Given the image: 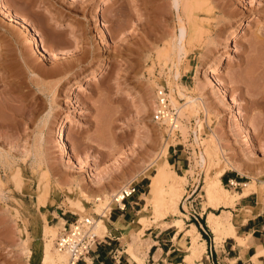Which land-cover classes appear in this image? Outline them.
Segmentation results:
<instances>
[{
  "label": "rangeland",
  "instance_id": "1",
  "mask_svg": "<svg viewBox=\"0 0 264 264\" xmlns=\"http://www.w3.org/2000/svg\"><path fill=\"white\" fill-rule=\"evenodd\" d=\"M0 1L13 5L19 20L31 25H17L14 15L2 5L0 102L5 96L0 103V152L10 161L6 167L0 163V264H43L52 251L43 237L45 221L55 235L64 223L58 226L57 215L66 218V224L88 215L97 222L102 211L109 214L111 195L131 183L138 191L127 200L137 204L125 212L132 222L120 227L123 238L118 250L127 248L129 234L138 228L139 210L147 204L154 161L170 143L162 129L150 121L155 86L166 87L170 100L181 103L180 130L189 137L183 150L173 155L167 148L166 155L172 171L184 178L178 208L186 218L170 213L157 218L148 206L141 212L147 226L144 232L173 228L180 220L183 234L187 225L193 224L200 233L198 241L212 250L213 236L205 224L206 213L212 210L204 190L227 163L232 168L225 169V179L234 178L240 185L254 182L257 188L249 195L252 207L242 209L245 203L237 202L229 210L236 234L243 230L238 225L247 219L250 229L264 227V0H178L183 1L179 14L172 0ZM180 17L186 46L170 63L173 68L169 63L162 66L160 51L180 39ZM237 24L241 28L234 34ZM32 33L37 44L28 40ZM40 47L49 55L39 54ZM214 75L224 83L216 84ZM198 83L202 90L195 88ZM45 87L53 88L54 101L44 124L51 98L42 92ZM197 98L202 99L207 113L200 103L187 110V103ZM62 130L65 150L58 138ZM99 130L104 132L102 145L96 139ZM213 135L222 153L215 147L214 158L203 162L200 156L216 145ZM196 139L202 151L194 160L204 164L203 175L191 174V163L188 167L185 158L186 151L194 155L193 148L199 146ZM33 155L36 168H30ZM223 186L241 192V186ZM75 203L83 210L75 212ZM214 213L220 215L221 211ZM116 214L118 211L113 212ZM96 234L101 238L107 232ZM145 237L132 244L134 251L144 256V263L145 244H153ZM187 246V240L181 243L183 264L189 254ZM200 259L192 263L200 264ZM244 264L251 263L246 260Z\"/></svg>",
  "mask_w": 264,
  "mask_h": 264
},
{
  "label": "bare ground",
  "instance_id": "2",
  "mask_svg": "<svg viewBox=\"0 0 264 264\" xmlns=\"http://www.w3.org/2000/svg\"><path fill=\"white\" fill-rule=\"evenodd\" d=\"M173 1V4L175 5L176 7V11L177 13L179 14L178 11L179 10V7L181 6V3L183 2H179L178 0H172ZM185 2V1H184ZM7 3V2H6ZM3 4L1 1H0V10H2V5L3 6H7L6 10H9V13L12 14V16L14 15V20H15V23L18 25L20 24L21 26H25V27H31V25H28V23L26 21H22L19 20L20 17L16 16L17 15V12L15 11V9H12V6H10L9 4ZM185 5V4H183ZM186 6V5H185ZM183 11V9H182ZM184 17V16H183ZM177 18H178V15H177ZM186 20V19H185ZM183 20L181 19V17L178 19V30H179V37L180 39L177 37V41L178 43H174L172 40V44L170 42V45L167 44V47L163 50V51H160V54H159V58L160 60L162 61V66H166L167 63H170L172 64V60L173 58L176 56V53L179 55L180 54H183V51H184V47L186 46L182 40L183 37L186 36V30H185V27H184V24L182 22ZM14 22V21H13ZM20 26V27H21ZM246 27V26H245ZM22 28V27H21ZM241 28V25L240 24H237L235 27H234V34L236 33V31H239V29ZM32 29V28H31ZM28 35V34H27ZM234 36V35H233ZM28 38V37H27ZM185 39V38H184ZM29 42H32L33 44H37V38L35 36H33V33L29 35ZM174 40V39H173ZM27 43V42H26ZM226 44V43H225ZM30 45V44H29ZM185 45V46H184ZM35 46V45H33ZM39 48V47H38ZM43 47H40L39 49V54L41 53V55H43L45 57V55H49L47 54V50L46 49H41ZM45 48V47H44ZM35 49H36V46H35ZM186 49V48H185ZM227 49V48H226ZM186 52V51H185ZM60 55V54H59ZM43 57V58H44ZM23 58V57H22ZM176 60V59H174ZM176 63V61H175ZM174 63V64H175ZM27 64V63H26ZM25 65V64H24ZM176 65V64H175ZM174 65V66H175ZM171 66V65H170ZM178 66V65H177ZM27 67H28V64H27ZM65 67V66H64ZM2 68V67H1ZM66 68V67H65ZM168 68V67H167ZM170 68H173L172 66ZM178 68V67H177ZM171 70V69H169ZM175 70V69H174ZM175 75V74H174ZM176 75L178 76L179 75V72L178 70H176ZM217 77V76H216ZM214 78H215V75H214ZM216 79V78H215ZM214 79V80H215ZM199 82V81H198ZM224 82L223 80L220 79V77L218 79H216V84L218 85H222ZM176 85V84H175ZM182 86V85H181ZM53 87V86H52ZM47 88L45 87V89H43V93L45 94V97L46 96H49L51 94H53V88ZM183 87V86H182ZM55 88V87H54ZM179 88V87H178ZM185 88V87H183ZM181 88V89H183ZM195 88L197 90H202L203 89V86L201 85V83H198ZM180 89V90H181ZM225 89V88H224ZM184 90V89H183ZM176 91V90H175ZM19 92V91H18ZM17 93V92H16ZM177 93V92H176ZM2 94V93H1ZM15 94V93H14ZM20 94V93H19ZM10 95V94H9ZM179 96L183 97V95L179 92L178 94ZM2 96V95H1ZM5 96V94H4ZM3 96V98H4ZM53 95H51V98L49 100V110L48 112L46 113L45 117H44V124L47 123L48 121V118L50 116V113L53 109ZM7 97V96H6ZM171 97V96H170ZM1 97V102L2 99ZM28 98V97H27ZM8 99V98H7ZM21 99V98H20ZM6 100V99H5ZM12 100V99H11ZM13 101V100H12ZM17 101V100H16ZM21 101V100H20ZM172 103H176L175 100H173V98L171 99ZM200 101V102H199ZM0 102V103H1ZM6 103V102H5ZM195 104L196 106L198 105L197 103H200V105L203 106L204 108V111L206 112V106L203 104L204 102H202V99L201 98H197V99H192L191 100V103L189 101V104L188 107H187V110H193V108L191 107V104ZM7 106V104H5ZM4 105V106H5ZM22 105V104H21ZM0 109L2 110L3 109V106L0 104ZM8 106H10L8 104ZM194 106V105H192ZM201 106V107H202ZM15 107V106H14ZM11 108V107H10ZM181 108V106H180ZM5 109V108H4ZM9 109V108H8ZM13 110V109H12ZM35 110V109H34ZM186 110V111H187ZM188 110V111H189ZM3 112V110H2ZM192 112V111H191ZM207 113V112H206ZM237 114V113H236ZM100 116L104 114H99ZM1 116V115H0ZM3 116V115H2ZM99 116V117H100ZM98 117V118H99ZM234 118V117H233ZM103 118H100L99 119V122L102 120ZM106 119V118H105ZM5 120V119H4ZM6 121V120H5ZM208 121V120H207ZM1 122V121H0ZM102 122V121H101ZM244 122V121H243ZM2 123V122H1ZM43 124V122H42ZM101 125V124H100ZM71 124L68 126L70 127ZM102 127V126H101ZM103 128V127H102ZM102 128H99L102 130ZM248 128V127H247ZM101 130H99V133H98V136H97V140L99 142V144L102 145V143L105 141L104 140V132L102 133ZM248 130V129H247ZM59 131V130H58ZM245 131V130H244ZM59 133V132H58ZM248 133V131H247ZM67 134V133H66ZM103 134V135H102ZM40 136V134H38ZM58 135V134H57ZM59 137V142L61 144V147L64 148L65 150V139L63 137V130L59 133L58 135ZM248 136V135H247ZM250 136V135H249ZM216 142V145L214 143V145L210 144V148H209V151L207 149V153L205 152L204 154H202L200 156V159L201 161L205 162V161H208L210 160L211 158H214V155L216 153V148L215 147H218V149L220 150L221 152V149H220V145H219V140L217 138V136L213 135L212 136ZM252 139V138H251ZM65 140V141H64ZM166 140H169V139H166ZM250 142V141H249ZM105 144V142H104ZM222 153V152H221ZM36 154V152H35ZM71 154V153H70ZM166 155H167V146H165V148L163 149V151L161 152V155H159V157H157L156 161H154V165H155V173L153 176H151L150 178V184H149V188H150V192L148 193V195H146V201H147V204L146 205H143L141 207V209L139 210V219H138V222H137V226L138 228L133 230L129 236H128V241L126 243V249H125V253L128 255L129 258H131V260L135 263V264H145L144 263V260L142 257L144 256H139L138 254L140 253H136V251H134V248L132 246V244L136 242V240L138 238L141 239V237H145V224H146V220H145V217L144 215L141 213L143 212L144 210L147 209L148 206H152L153 207V210H154V215L157 217V218H162L164 217L167 213H170L172 214L173 216H184L185 215L183 213H181L179 211V208H178V204H179V201L182 199V196H183V191H184V188L182 189V187H184V178L183 177H180L179 175H177L174 171H172L170 165H169V162L167 161V158H166ZM37 156V155H36ZM216 159V158H215ZM10 161V159H8L7 155L3 154L2 152H0V163H1V166H5L6 167V161ZM44 162V161H43ZM218 162V159H216V164ZM39 163V162H38ZM219 163V162H218ZM227 162L225 161V164ZM36 158L35 156L33 155L30 159V168H36ZM39 166V165H38ZM37 166V167H38ZM225 166V165H224ZM227 166H229V168L231 166V163H227ZM226 166V168H227ZM226 168H223L221 169L220 171L217 172V174H215L214 177L210 178L205 186V190H204V196L206 198V201H207V205L208 207L212 210L211 212L209 213H206V217H205V224L207 226V228L209 229V231L211 232L212 236H213V239H214V245L215 246H220L222 244V242L225 240V239H228V238H232L234 239V242H236V245H238L240 247V249L242 250V247L245 245L246 243V240L248 237L246 236H241V235H237L236 234V231L234 229V227L231 225V220H232V216H231V213H230V209H233L235 207V203L236 201H239V199H242V198H245L247 196H249L250 194H253V193H256L257 191V188H256V185L254 182L252 183H243L241 186V192L240 193H237L235 191H228L227 189H225V187L221 184L219 178L220 176L224 173L225 169ZM76 169V168H75ZM123 188V187H122ZM121 188V189H122ZM115 194H119V191L116 192ZM142 195V193L140 194ZM99 201L98 200H95V202L97 203ZM73 208H74V211L75 212H79V211H82L83 210V207L82 205H80L79 203H75L73 205ZM221 211V214H216L214 212H219ZM108 214L106 213H103V211L101 212L100 216H101V220L95 222V231L97 233H106L107 232V228H106V220L108 219L107 216ZM17 217V216H15ZM186 218V217H185ZM156 219V218H155ZM246 220V219H245ZM95 221V219H94ZM177 221V220H176ZM175 221V222H176ZM63 223V219L59 218V223H58V226L61 225ZM148 224V223H147ZM181 222L180 220L177 221L176 223H174L172 226L174 229V233L172 235V239L171 240H174L175 236L177 235V233L179 232H183V228L181 226ZM184 226V225H183ZM104 235V234H102ZM55 235V232H54V229L51 227V225L45 221V225H44V228H43V237L45 238V240H48L51 247H52V251L49 253V255L47 254L46 257H44V260H43V264H67V259H66V255L64 253H60L58 252L56 249L53 250V244H52V240L54 238ZM183 236H185L187 242H188V246H187V249H188V255L185 257V263L187 264V262H189V264L192 263L193 260H199L203 254H205V244H204V241H202L201 243L198 241L200 235L199 233L197 232L195 226L193 224H189L187 225L186 227V231H184V234ZM146 238V237H145ZM139 239V240H140ZM145 241H147L146 239H143ZM141 240V242L143 241ZM150 241V240H149ZM148 241V242H149ZM138 242V241H137ZM144 242V241H143ZM142 242V243H143ZM153 243V242H152ZM141 244V243H140ZM145 244V242H144ZM174 244V243H173ZM146 248L147 250L150 248L151 244L150 243H147L146 242ZM143 248V247H142ZM56 251L58 252V254L56 253ZM141 255V254H140ZM144 255V254H143ZM146 255V254H145ZM157 258V257H156ZM155 258V259H156ZM259 258H263L264 260V250L258 252V253H255L252 255V258L250 259V261L252 262V264H262V263H259L258 260ZM193 264V263H192Z\"/></svg>",
  "mask_w": 264,
  "mask_h": 264
},
{
  "label": "crops",
  "instance_id": "3",
  "mask_svg": "<svg viewBox=\"0 0 264 264\" xmlns=\"http://www.w3.org/2000/svg\"><path fill=\"white\" fill-rule=\"evenodd\" d=\"M220 180L223 179L220 178ZM248 199L249 196L239 199V201H236V203H245L242 209L246 207H252L250 206ZM125 202L128 204V208L126 209L125 205L123 212L118 211V214L115 216H113V212L115 210L109 212V218L106 220V225L108 228L107 234H105L101 239V243L96 246L88 255L84 256L82 261H79L77 264H135L132 260H129L125 250L123 251L124 248L118 250V247H120L119 243L123 238V234L120 233V227L124 224H129L132 222V220H128L129 216L128 214H125V212L129 209L134 210L132 204H137V202L132 200H126ZM57 216L58 219L61 218L63 219V222H67L66 218H63L62 216L59 217V215ZM252 220H254V217ZM256 223L257 225H261L259 222ZM249 225L250 219H247L245 223L238 225V228L242 227L243 229L240 232L237 231L239 235L248 237L245 245L242 247V250L238 245H236L234 239L228 238L225 239L220 246H217L219 247L218 249H215L217 248L216 246H214L215 248L213 247L212 250L210 248H205V254L201 257L200 264H218V260H222V262H225L224 260H226L225 264H229L230 261L234 262L233 264H244L246 260L250 261L253 254L264 250V244L262 242V240H264V235L261 234V230H263L264 227L260 226V229H250ZM245 229H247V231ZM149 230L150 229L147 230V233L145 232V236L147 235L146 237L150 238L153 244H151L150 248L147 250L145 264H183L181 262V252L184 251V249L181 247V243L186 240L185 236H183V233H177L174 240H171L174 233V228L158 230L156 233H152V231ZM254 232L259 233L258 237L254 235ZM165 235L167 237H165ZM212 241L214 245V239ZM115 252L118 254H115ZM258 262L264 264L263 258H259ZM250 263L252 264L251 261Z\"/></svg>",
  "mask_w": 264,
  "mask_h": 264
},
{
  "label": "built area",
  "instance_id": "4",
  "mask_svg": "<svg viewBox=\"0 0 264 264\" xmlns=\"http://www.w3.org/2000/svg\"><path fill=\"white\" fill-rule=\"evenodd\" d=\"M180 100V99H179ZM180 104L178 105L171 102L169 98V93L166 87L164 86H155L152 90V102L150 107V121L154 123L157 127L162 129L163 136L165 139H169L170 143L167 148H171L173 155H176L177 150H183L185 143L188 142V135L183 136L180 130L182 125V117L180 114ZM195 120V127H196ZM196 130V128H195ZM198 147L193 148L194 155L192 152H187L186 161L191 163V174L202 175L204 174V164L196 162L198 155L202 151V145H200L199 139L195 140ZM194 157V158H193ZM196 157V158H195ZM224 175V174H223ZM223 175L220 177L222 179ZM203 182V178L201 179ZM223 185L230 186L232 188L240 187L241 182L236 181L234 178H226L220 180ZM199 180L195 183V188L197 187ZM123 187L119 190V194L111 195L107 205L110 211H119L123 212L126 205V200L131 198L137 192L135 185H130ZM140 194V192H138ZM190 195L185 198L189 199ZM190 200L188 201L189 206H191ZM192 218H195L193 214H189ZM200 226V224L198 223ZM95 221L94 217L91 215L88 216H77L73 218L67 224L64 222L62 224L61 230L54 238V247L60 252L64 253L67 257V264H77L79 261H82L84 256L88 255L93 249L101 243V239L104 235L99 238L96 232L94 231Z\"/></svg>",
  "mask_w": 264,
  "mask_h": 264
},
{
  "label": "trees",
  "instance_id": "5",
  "mask_svg": "<svg viewBox=\"0 0 264 264\" xmlns=\"http://www.w3.org/2000/svg\"><path fill=\"white\" fill-rule=\"evenodd\" d=\"M223 178H224V176H223ZM225 179V178H224Z\"/></svg>",
  "mask_w": 264,
  "mask_h": 264
}]
</instances>
